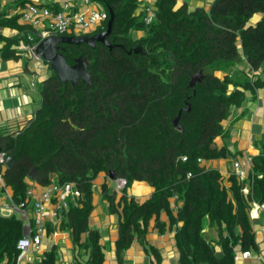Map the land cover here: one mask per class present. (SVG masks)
I'll list each match as a JSON object with an SVG mask.
<instances>
[{
  "label": "trees",
  "instance_id": "trees-1",
  "mask_svg": "<svg viewBox=\"0 0 264 264\" xmlns=\"http://www.w3.org/2000/svg\"><path fill=\"white\" fill-rule=\"evenodd\" d=\"M2 1L0 59L6 62L23 57L27 36L36 29L22 21L30 0H13L10 6H2ZM92 2L108 19L103 28L84 36L104 32L113 12L108 40L114 47L65 45L69 65L79 56L87 59L91 84L62 83L52 72L39 83L41 106L27 126L0 135V152L14 158L13 167L3 173L12 200L26 202L35 184L40 190L73 183L81 196L61 210L54 228L46 223L47 233L69 231L74 251L89 254L86 264H104L106 249L89 218L93 182L105 173L102 198L118 220L119 264L135 241L147 245L150 221L154 216L159 220L162 211L169 230H175L179 264H236L238 253L258 249L250 212L255 204H264V153L253 158L244 181L233 172L230 186L219 170L205 169L198 160L231 156L227 147L215 142L225 136L222 122L243 105L249 89L264 88V0H214L208 10L193 12L179 0H154L150 25L145 23L146 12H137L143 8L140 0ZM40 6L57 10L52 3ZM257 14L261 19L252 24ZM5 30L18 34L6 36ZM136 33L144 35L136 38ZM68 35L77 36L74 31ZM137 43L146 54H129ZM242 62L247 71L236 70ZM45 66L51 70L48 63ZM227 71L233 73L216 77V72ZM200 72L202 82L191 88L192 76ZM180 111L181 131L173 124ZM33 168L35 183L29 180ZM111 173L113 182L126 180L122 191L110 186ZM135 182L154 190L150 199L129 196ZM172 198L182 206L172 208ZM157 226L161 233L166 231L164 223L157 221ZM208 226L216 228L215 240L205 237ZM23 228L17 216L0 215V264H16ZM58 250L53 246L45 252L40 264H59ZM147 253L162 263L157 248L149 245Z\"/></svg>",
  "mask_w": 264,
  "mask_h": 264
},
{
  "label": "crops",
  "instance_id": "crops-1",
  "mask_svg": "<svg viewBox=\"0 0 264 264\" xmlns=\"http://www.w3.org/2000/svg\"><path fill=\"white\" fill-rule=\"evenodd\" d=\"M61 1L53 0L50 3L53 4ZM179 2L180 4L186 3L189 11L193 12L199 8L208 10L214 0H179ZM13 3V0H3L1 5L10 6ZM143 6L144 4L141 7ZM141 10L143 8L137 12L140 13ZM260 19L261 15L257 14L251 19V23L256 24ZM4 34L6 36H15L18 33L5 30ZM136 34V38L144 35L141 33ZM23 60L21 59L17 62L11 60L4 62L0 60V135L17 133L20 129L25 128L29 120L34 117L36 111L41 106L42 98L38 91L40 88L39 83L46 79H42L37 83L38 76L31 74V69L28 66L29 62H21ZM237 69L247 71L248 66L245 62H242L236 67ZM40 70L42 72L43 68ZM232 73L233 71H227L226 73L216 72V77L224 79L226 74ZM232 89L233 87H230V90ZM222 128L225 136L218 137L215 142L219 148L227 147L231 156L226 159L203 162L201 165L205 169L219 170L225 179V184L230 186L228 178L234 172L233 164L235 162L245 163L246 166H251L253 158L264 153V88L256 91L249 89L246 92V99L243 105L231 110L228 118L222 122ZM105 177L106 174L101 173L93 182V185L97 183L99 187L97 189L95 187L93 188L94 210L89 218V223L93 229L99 231L101 243L105 246L106 258L104 264H119L115 248L116 241L119 237L118 220L115 215L111 214L109 203L102 198L101 184L105 181ZM111 180L110 186L115 190V182ZM31 188H33L35 194L44 190H39L37 184ZM7 191L12 195L8 188ZM153 191L148 184L135 182L128 189V194L139 199H150ZM69 201L73 202L74 199L69 198ZM6 203L5 195L3 197L0 196V205L3 206ZM170 204L172 208H176L177 204L182 206L183 203H177L176 198H172L170 199ZM51 208L57 211L58 216L54 220L47 221L46 223H50V226L54 228L63 208H61L57 199L53 200ZM250 216L253 220V229L256 234L258 249L250 251L248 258L241 259L236 264H264V204H255L250 212ZM157 221L166 225V231L164 233L160 232V226H157ZM204 234L207 239L215 240L217 230L215 227L208 226ZM174 237L175 230H169L167 214L162 211L159 215V220L154 216L150 221L146 237L147 245L145 246L146 243H140L138 240L135 241L124 255V264H157L154 258L147 253L149 245L157 248L162 253L161 264H179V255L176 251ZM43 245L44 249L42 254L48 252L53 246H57L60 252L58 255V263L74 264L73 261H70V257L65 254L68 251H73L74 254L77 252L76 250L74 251V245L69 231L54 232L49 235L46 231L41 250ZM80 253L83 252L81 251ZM32 256L36 255H29L30 259L33 260Z\"/></svg>",
  "mask_w": 264,
  "mask_h": 264
},
{
  "label": "built area",
  "instance_id": "built-area-1",
  "mask_svg": "<svg viewBox=\"0 0 264 264\" xmlns=\"http://www.w3.org/2000/svg\"><path fill=\"white\" fill-rule=\"evenodd\" d=\"M141 2L144 4L143 10L146 12L145 23L150 25L155 19L154 0H142ZM56 3L52 4L57 8L56 11H53L49 7H41L40 0H30L25 6V10H23L22 21L31 24L36 29L35 33L27 36L29 44L24 47V50L29 52L41 65H45L46 62L40 55L35 54V49L42 40L52 35L67 36L71 31L77 34L75 37L84 36L85 33H92L98 28H103V24L108 19L107 12L102 9H95L92 0H80V3L84 5L83 11H79V8L76 7L78 6L77 0H62L59 2V6ZM5 160V153L0 152V188L7 200L6 204L0 205V215L4 217L15 215L24 222L23 236L17 241V249L20 253L16 264H23V262L36 264L34 259H30L29 255L40 253L47 231L46 222L54 220L58 216L57 211L51 208L53 200L57 199L61 208L64 209L67 208L68 199L80 197L81 192L73 183L54 184L44 188L38 194H35L33 188H30L27 192L26 202L17 204L6 190L3 180V173L6 168ZM183 161H186V158ZM198 162L203 163L201 159ZM249 168L250 166H246L245 163L235 162L234 174L238 179L244 181ZM125 184L126 180L124 179L116 180L115 190L117 192L122 191ZM243 192L248 193L249 188L244 187ZM32 200H34V211L32 209L35 214L34 217L27 207ZM249 254V252L238 253L235 256V263L248 258Z\"/></svg>",
  "mask_w": 264,
  "mask_h": 264
},
{
  "label": "water",
  "instance_id": "water-1",
  "mask_svg": "<svg viewBox=\"0 0 264 264\" xmlns=\"http://www.w3.org/2000/svg\"><path fill=\"white\" fill-rule=\"evenodd\" d=\"M114 21V13L112 12L110 14V18L107 24V29L104 32L97 33L93 36H57L52 35L44 40H42L37 48L35 49V54L40 55L44 61H46L52 72L55 74L57 79L62 83H71L73 86L76 85L78 80H81L83 83L90 85L91 84V75L88 72L89 63L86 58L83 56H79L75 59L73 65H69L66 61L65 56L63 55V52L67 51V49L64 47L65 45H80V44H86L92 48H95V46L100 43L104 46L108 47L109 49H112L114 45H112L108 38L110 37L112 33V25ZM139 54L144 53L146 54L143 49L141 43H137L135 47L132 49V51H129V54ZM203 80V74L202 72L197 73L192 76L191 81L189 83V86L191 88H194L197 83H201ZM191 106L186 109L187 111H190ZM182 115V111L178 113V116L173 120V124L175 127H177L180 131L182 130V126L179 125V121ZM13 157H7L5 160V165L7 169H11L13 167ZM112 180L114 179L113 173H111ZM29 179L32 182L37 181V172L36 168H33L29 172Z\"/></svg>",
  "mask_w": 264,
  "mask_h": 264
},
{
  "label": "rangeland",
  "instance_id": "rangeland-1",
  "mask_svg": "<svg viewBox=\"0 0 264 264\" xmlns=\"http://www.w3.org/2000/svg\"><path fill=\"white\" fill-rule=\"evenodd\" d=\"M51 1H53V0H40V2L43 3V4H48ZM77 5H78V8H79V11H83L84 10V5H83V3H80V0H77ZM94 7H95V9L100 10V7L98 5H96V4L94 5ZM133 35L137 36V34H133ZM21 59L22 60L24 59L21 62H26V63L29 62L28 66L31 69V74H36L35 76H38L37 83H39V81L42 80V79H44V80L46 79L47 80L52 75V71L49 68H47L46 66H43L39 62H37L34 59V57L29 52H25ZM21 59H18V60H21ZM18 60L12 59L11 61L17 62ZM41 68H43L42 72L40 70ZM39 86H40V84H39ZM233 169H234V166H233ZM94 187L97 189L99 186L96 183V184H94ZM40 190H42V189H40ZM0 192H1V197H3L4 195H3L2 191H1V188H0ZM27 207L29 208V210L33 209V211H34V200H32L31 204L28 205ZM32 216L33 217L35 216L34 212H32ZM43 249H44V245H43L42 250L40 251L41 252L40 254H37L36 256H32L34 261L36 262V264H40V259H41L42 255H43L42 254ZM59 253L60 252H58V255H59ZM65 254H66V256L70 257L69 258L70 261H73L74 264H80V263L86 264L87 260L89 258L88 257L89 254L88 253H84V254L80 253L79 254V252H76L74 254L73 251H68V252H65ZM23 264H27V263L23 262Z\"/></svg>",
  "mask_w": 264,
  "mask_h": 264
},
{
  "label": "clouds",
  "instance_id": "clouds-1",
  "mask_svg": "<svg viewBox=\"0 0 264 264\" xmlns=\"http://www.w3.org/2000/svg\"><path fill=\"white\" fill-rule=\"evenodd\" d=\"M101 33V32H100ZM67 36H69V35H67ZM46 62V61H45ZM47 63V62H46ZM6 166V165H5ZM5 169H7V167L5 168ZM5 169H4V171H5ZM4 180V179H3ZM30 180V179H29ZM31 181V180H30ZM6 187V186H5ZM6 190H7V188H6Z\"/></svg>",
  "mask_w": 264,
  "mask_h": 264
}]
</instances>
